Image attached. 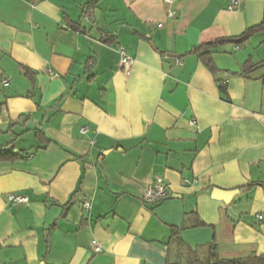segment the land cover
I'll return each instance as SVG.
<instances>
[{"label": "crops", "instance_id": "obj_1", "mask_svg": "<svg viewBox=\"0 0 264 264\" xmlns=\"http://www.w3.org/2000/svg\"><path fill=\"white\" fill-rule=\"evenodd\" d=\"M89 1L0 0V145L23 156L0 163V264H166L211 242L222 259L263 255L264 185L229 206L211 190L264 182V66L240 74L264 60V32L218 44L260 23L264 0ZM212 42L216 72L190 53ZM157 177L170 194L145 204Z\"/></svg>", "mask_w": 264, "mask_h": 264}, {"label": "trees", "instance_id": "obj_2", "mask_svg": "<svg viewBox=\"0 0 264 264\" xmlns=\"http://www.w3.org/2000/svg\"><path fill=\"white\" fill-rule=\"evenodd\" d=\"M99 2V0H90L86 4H84V8H93L96 6V4ZM65 23L67 26H69L71 29L75 31H81L83 30L82 25L79 22H74L70 20L69 18H65ZM259 32H264V13L263 18L260 23L250 26L247 29H245L240 35L237 37H234L235 44L243 47L245 46L249 39ZM216 42L203 44L200 46L195 47L193 50L190 51V53L195 54L198 59L211 71L216 72L218 69L215 65V62L212 57V53L210 49L214 46H216ZM264 66V60L260 61L258 63H251L250 58H248L243 68L240 72V74L246 75L247 73H250L253 70H256L257 68ZM25 75L29 77V80L33 83V78L29 74V69L27 67L24 68ZM223 89V87H221ZM12 126V123L9 124V128ZM42 132L37 131L36 137L38 141L42 142H48L49 140L41 135ZM15 136V135H12ZM43 137V138H41ZM13 141H6V145L2 146L0 145V163L1 162H14L22 158L20 151H13L14 145L12 143ZM7 148L6 150L3 148ZM263 186L264 182L261 181H252L248 183L247 185L242 186L244 190H250L254 186ZM240 189V188H239ZM198 225H205L203 222L198 221ZM179 230L180 228H176L173 230L171 235V240L176 241L179 245H181L182 241L179 237ZM209 248V254L205 258H199L197 255H186L184 258L182 256H179L177 260L167 261L166 264H264V254L263 255H249L245 257H236V258H230V259H222L218 257L217 254V246L215 242H211L208 245Z\"/></svg>", "mask_w": 264, "mask_h": 264}, {"label": "built area", "instance_id": "obj_3", "mask_svg": "<svg viewBox=\"0 0 264 264\" xmlns=\"http://www.w3.org/2000/svg\"><path fill=\"white\" fill-rule=\"evenodd\" d=\"M166 3L170 4L174 0H164ZM239 5V0H227L226 4V9L228 11H233L238 8ZM167 15L169 17L174 15V11L168 10ZM160 26V25H159ZM237 48V47H236ZM118 53H119V63L121 66L127 71L132 63H133V58L127 53V51L123 47L118 48ZM176 63L180 64V61L176 59ZM9 80L5 79L2 81L3 84H7ZM191 123H194V120L191 121ZM87 129L82 128L81 132H86ZM184 183H190L188 179H183ZM170 194V185L163 183L160 178H156L155 181H150L148 182L143 190L142 196H141V201L145 204H150L154 205L158 203L159 201L165 199L168 197ZM7 199L13 203H27V197L24 195H16V194H9L7 196ZM86 208L89 207V204L84 202L83 203ZM257 220L261 221L262 220V215H257ZM92 247L95 252H99L100 246L96 243V241H92Z\"/></svg>", "mask_w": 264, "mask_h": 264}, {"label": "water", "instance_id": "obj_4", "mask_svg": "<svg viewBox=\"0 0 264 264\" xmlns=\"http://www.w3.org/2000/svg\"><path fill=\"white\" fill-rule=\"evenodd\" d=\"M235 40L234 39H219L218 40V44H222V43H225V42H234ZM168 56L170 57H174V58H178L179 55H176V54H168ZM244 192V189L243 188H237V189H232V190H222V189H219V188H213L211 190V196L213 198H217L219 200H221L226 206H229L234 200L236 197H238L241 193Z\"/></svg>", "mask_w": 264, "mask_h": 264}, {"label": "rangeland", "instance_id": "obj_5", "mask_svg": "<svg viewBox=\"0 0 264 264\" xmlns=\"http://www.w3.org/2000/svg\"><path fill=\"white\" fill-rule=\"evenodd\" d=\"M231 45H233V43L223 44L224 47H230ZM246 47H247V44L245 46H243L241 49L246 48ZM262 47H264V45ZM33 139H34V136H33L32 132L25 133V135H23V137H21V139H19L18 143H24V144H27L30 146L32 144Z\"/></svg>", "mask_w": 264, "mask_h": 264}]
</instances>
